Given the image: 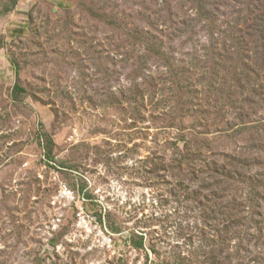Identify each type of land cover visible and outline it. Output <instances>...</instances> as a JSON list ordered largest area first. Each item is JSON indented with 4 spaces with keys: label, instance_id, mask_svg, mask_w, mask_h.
Listing matches in <instances>:
<instances>
[{
    "label": "rangeland",
    "instance_id": "374dc122",
    "mask_svg": "<svg viewBox=\"0 0 264 264\" xmlns=\"http://www.w3.org/2000/svg\"><path fill=\"white\" fill-rule=\"evenodd\" d=\"M0 264H264V0H0Z\"/></svg>",
    "mask_w": 264,
    "mask_h": 264
}]
</instances>
